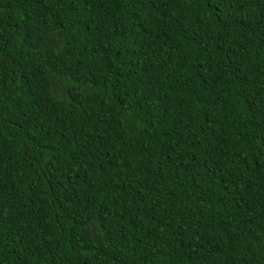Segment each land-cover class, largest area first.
Returning a JSON list of instances; mask_svg holds the SVG:
<instances>
[{"label": "trees", "instance_id": "trees-1", "mask_svg": "<svg viewBox=\"0 0 264 264\" xmlns=\"http://www.w3.org/2000/svg\"><path fill=\"white\" fill-rule=\"evenodd\" d=\"M0 264H264V0H0Z\"/></svg>", "mask_w": 264, "mask_h": 264}]
</instances>
